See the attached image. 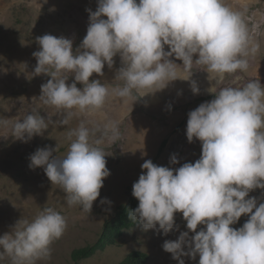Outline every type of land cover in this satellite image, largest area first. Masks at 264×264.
Returning <instances> with one entry per match:
<instances>
[{"label": "clouds", "instance_id": "1", "mask_svg": "<svg viewBox=\"0 0 264 264\" xmlns=\"http://www.w3.org/2000/svg\"><path fill=\"white\" fill-rule=\"evenodd\" d=\"M86 11V35L75 51L71 39L44 34L36 38L40 49L32 53L37 61L33 75L51 77L41 85L38 99L58 112L67 110L60 112L66 115L59 125L68 123L72 109L94 112L109 97L133 105L178 78L190 80L194 65L220 77L244 71L246 57L259 48L250 40L243 12L225 0H97L96 10ZM117 55L121 67L115 78L122 85L90 80L94 73L102 77L105 65L112 69ZM180 65L187 73L184 78L178 75ZM70 75L74 79L69 84ZM190 84L192 93L199 94L196 82ZM187 117L186 138L189 143L194 138L201 142L200 158L175 169L144 160L141 168L146 172L132 185L139 203L129 218L142 230L158 226L167 234L179 227L174 214L181 212L194 235L189 238V231H181L176 240L162 245L178 264H185L183 256L197 255L198 264H264V202L258 204V198L249 195L264 189V85L252 79L240 87H222ZM49 122L33 110L13 123L12 136L27 142L42 135ZM98 131L110 133L113 143L120 138L117 121L106 118L102 126L91 129L81 121L66 133L70 143L63 157L54 156L57 148L48 146L29 157L30 167L42 166L51 184L63 189L69 206L79 205L87 214L110 175L99 147L102 139L91 140ZM176 163L173 155L170 164ZM101 203L111 201L102 198ZM242 215L248 216L243 225L231 227ZM198 225L204 227L197 231ZM66 227L65 217L51 207L31 221L19 219L10 232L0 235V258L7 254L12 264H35L50 257V245Z\"/></svg>", "mask_w": 264, "mask_h": 264}, {"label": "rangeland", "instance_id": "2", "mask_svg": "<svg viewBox=\"0 0 264 264\" xmlns=\"http://www.w3.org/2000/svg\"><path fill=\"white\" fill-rule=\"evenodd\" d=\"M225 3L243 12L250 40L259 45L254 54L246 57V70L220 77L194 65L190 80L178 78L163 90L139 97L133 105L130 101L109 97L103 108L94 112L80 113L72 109L68 123L59 125L57 122L66 115L60 112L67 110L58 112L54 106L44 105L38 99L41 85L51 77L33 75L37 61L32 53L40 49L36 38L44 34L64 36L73 41L75 51L86 35L89 23L86 8L95 11L97 0H0V121H7L6 125L0 124V235L10 232L19 219L31 221L44 208L51 207L65 217L67 227L50 245V257L38 259L35 264H117L132 251L147 254L144 264H178L162 245L166 240H176L181 231H189L181 212L174 214L179 227L167 234L158 226L145 231L136 224L124 228L115 243L97 249L87 258L74 261L72 252L94 244L105 222L114 216L119 206L134 197L132 185L146 172L141 168L144 160L175 169L200 158L201 142L194 138L189 143L186 138L189 111L212 100L222 87H240L252 79L264 85V0H225ZM170 59L182 64L175 57ZM114 61L112 69L105 65L102 77L94 73L90 80L100 79L109 87L122 85L123 82L115 78L116 69L121 67L119 55ZM177 71L181 78L187 76L182 65ZM73 79L70 75L66 83H72ZM191 80L199 87V94L192 93ZM77 87L83 85L77 82ZM33 110L44 116L46 122L51 117L52 122L42 135H34L27 142L14 139L13 123ZM106 118L118 122L120 138L113 143L110 133L104 135L99 131L91 137L93 141L102 139L99 147L106 154L110 175L104 178L100 195L87 214L79 205L69 206L63 189L51 184L42 166L30 167L29 157L37 148L45 146L56 147L53 155L63 157L70 143L66 138L70 129L81 121L90 129L102 126ZM173 155L178 160L176 164H170ZM249 195L257 197L258 204L264 202V189H255ZM102 198H107L111 204L101 203ZM108 208L110 212L105 211ZM247 219V215H242L231 227L239 228ZM203 227L198 225L197 231ZM192 235L194 233L189 231V238ZM181 259L185 264H198L199 256ZM0 264H12V259L5 254Z\"/></svg>", "mask_w": 264, "mask_h": 264}, {"label": "trees", "instance_id": "3", "mask_svg": "<svg viewBox=\"0 0 264 264\" xmlns=\"http://www.w3.org/2000/svg\"><path fill=\"white\" fill-rule=\"evenodd\" d=\"M138 203L139 201L135 197H131L126 204L119 206L114 216L105 222L103 230L94 244L73 250V260L78 261L87 258L97 249H104L107 245L115 243L124 228L135 226L136 223L129 218V212L135 209ZM146 260V253L132 251L117 264H144Z\"/></svg>", "mask_w": 264, "mask_h": 264}]
</instances>
